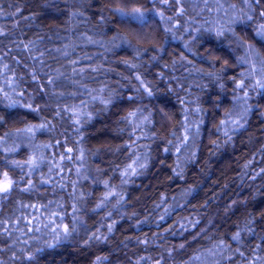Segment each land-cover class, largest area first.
<instances>
[{
    "label": "trees",
    "instance_id": "obj_1",
    "mask_svg": "<svg viewBox=\"0 0 264 264\" xmlns=\"http://www.w3.org/2000/svg\"><path fill=\"white\" fill-rule=\"evenodd\" d=\"M262 13L0 0V264H264Z\"/></svg>",
    "mask_w": 264,
    "mask_h": 264
},
{
    "label": "snow or ice",
    "instance_id": "obj_2",
    "mask_svg": "<svg viewBox=\"0 0 264 264\" xmlns=\"http://www.w3.org/2000/svg\"><path fill=\"white\" fill-rule=\"evenodd\" d=\"M121 15H128L134 20H142L143 18V13L140 11V9H135L132 13L126 14L121 11ZM264 15V13H262ZM222 34V33H221ZM257 35L261 38V40H264V25H261L260 28L257 30ZM246 62V61H245ZM260 87H264V84H260ZM135 115V113H129V116ZM27 131H32L31 128L27 129ZM6 176V174H5ZM11 186V183L9 182L6 184L4 187L0 188V192H8L9 188ZM237 237H233V239H236Z\"/></svg>",
    "mask_w": 264,
    "mask_h": 264
},
{
    "label": "rangeland",
    "instance_id": "obj_3",
    "mask_svg": "<svg viewBox=\"0 0 264 264\" xmlns=\"http://www.w3.org/2000/svg\"><path fill=\"white\" fill-rule=\"evenodd\" d=\"M136 9H140V11L143 13V18H142V20H134V19H132V18H131L130 16H128V15H124V16H122V15H121V11H122V10H116V14H117L119 17H122V18H128V19H131V20L136 21V22H138V23H142V22L146 21V20L148 19V16H149L148 12H147L146 10H144L143 8H136ZM134 10H135V9H133V10H129V11H122V12H123V13H126V14H130V13H132ZM8 183H9L8 180H2V181H0V188L4 187V186H5L6 184H8Z\"/></svg>",
    "mask_w": 264,
    "mask_h": 264
}]
</instances>
